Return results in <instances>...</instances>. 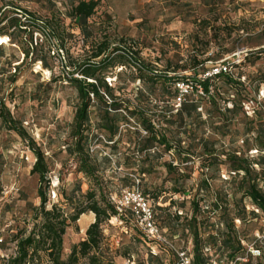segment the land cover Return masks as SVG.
<instances>
[{"label":"rangeland","instance_id":"obj_1","mask_svg":"<svg viewBox=\"0 0 264 264\" xmlns=\"http://www.w3.org/2000/svg\"><path fill=\"white\" fill-rule=\"evenodd\" d=\"M75 1L0 0V19L3 16L18 18L31 30L33 27L24 12L31 14L38 21L37 28L41 32L33 35V41L38 44L44 42L38 56L45 58L47 69L29 59L20 64L23 59L21 47L12 44L8 38L4 39L0 50V101L48 159L50 187L47 208L55 204L64 213L70 214L73 207L66 198L73 194L77 183L82 192L89 187L97 191L93 182L89 184L82 174L77 173L73 159L76 157L69 153L73 142L71 128L77 95L69 81L71 68L67 66L69 60L77 64L87 58L91 40H100L105 33L114 46L137 52L138 58L153 74L168 73L182 80L179 82L198 83L201 69L211 66L210 62L222 61L228 62L234 82L239 78L240 87H230L225 80L217 81L220 89L211 105L205 96L191 93L184 96L178 106V95L173 93L175 86L139 81L134 67L116 64L107 70L105 82L112 89L115 100L128 104L130 108L136 105L144 108L156 131L161 130L169 140L180 142L190 154V159L181 163L183 157L178 160L173 152H164L163 148L157 147L150 152V156H156L157 161H153L152 171L145 175H138L137 172L138 160L145 158V154L137 153L134 147L133 132L138 131L144 136L139 121L129 116L124 105L116 113L110 111V115L116 114L119 120L117 133L110 139V134L100 128L105 105L92 98L86 132L87 151L100 166L97 176L104 194L113 202L122 190L138 188L145 193L155 213V221L165 230L163 236L168 242V245L160 246L156 257H151L149 252L153 245L141 226L130 217L123 221L118 217L112 218L102 230L104 243L109 247L114 263L177 264L175 251L191 248V241L183 236L172 237L165 228L168 222L167 213L163 210L167 208L169 214L179 210L183 218H189L190 201L204 199L200 205L207 204L210 212L213 195L199 191L200 181L208 178L212 190H215L228 180L225 165L208 169V164L203 161L207 157L202 153L200 140H208L218 154L238 151L253 159L259 154L255 134H247L246 128L247 118L254 116L253 111L259 106L264 108V83H260L264 80V55L257 59L251 56V53L264 48V34L261 33L264 29V0H212L210 3L207 0H100L97 14L90 19L94 24L92 38L87 41L77 30L69 27L70 20L65 17L71 2ZM106 16H109L108 20ZM202 19L211 22L206 32L194 24ZM7 26L6 21L0 24L9 33L14 32ZM212 26L221 28L217 41L210 39L213 29L209 28ZM228 30H233L230 36H227ZM196 34L200 41L192 37ZM206 41L209 45L202 48L205 54L198 55V60L210 61L199 71L191 72L188 62L191 45L194 42L199 46ZM16 66V79L11 82L10 76ZM143 75L148 78L152 73ZM74 77L80 78L77 73ZM229 100H235L241 106L231 123H227L224 111V107L230 105ZM246 142L248 145H245ZM247 147L252 150L247 151ZM261 154L264 155V151ZM103 158L107 161L102 162ZM34 162L27 143L7 130L0 119L1 227L3 240L8 241V244H0V251L11 244L10 238L19 228L31 227L32 208L39 205L36 194L38 176L30 173ZM164 162L179 167L183 177L177 181V174H168ZM174 188L184 190V193L174 194ZM224 188L230 192L229 186ZM170 199L178 204L170 206ZM182 202L185 203L181 208ZM246 207L247 210H254L247 203ZM257 214L256 219L247 217L243 224L234 222L240 232L239 237L245 238L242 242L245 255L236 262H228L224 258L218 261V253L210 248L204 253L212 264L258 262L261 256L258 249L264 236V216ZM90 220L91 215L84 214L66 228L63 259L67 258L72 245L85 238L84 232ZM209 224L218 225V217L212 212L209 213ZM40 264H46V258L43 257ZM78 264H86V261L80 260ZM259 264H264V258Z\"/></svg>","mask_w":264,"mask_h":264},{"label":"trees","instance_id":"obj_2","mask_svg":"<svg viewBox=\"0 0 264 264\" xmlns=\"http://www.w3.org/2000/svg\"><path fill=\"white\" fill-rule=\"evenodd\" d=\"M209 1L212 0H207V3ZM100 3V0H77L71 2L65 14V17L70 20L69 27L72 30H77L84 41L92 38L91 28L94 24L90 22V19L97 14ZM212 3L215 4L214 2ZM24 13L33 28L30 30L28 25L22 23L18 18L3 16L0 19V24L6 21L7 27L13 28L14 32L9 33L5 27H0V38H8L12 44L21 47L23 59L20 64L29 59L32 62H39L43 68L47 69L48 64L45 58L41 55L38 56V50H42L44 42L41 41L38 44L36 41H33V35L41 33L37 28L38 21L31 14ZM106 17V20H108L109 16ZM210 23L207 19L194 22L204 32L207 31V26H210ZM222 27L224 29L225 25ZM209 29H213L210 39L217 41L221 28L219 26H212ZM231 31L233 30H228L227 36L231 35ZM261 33L264 34V29ZM192 37L200 41L197 34ZM208 45L209 41H206L204 44L201 43L199 46L194 42L191 45L192 49L188 56L191 72L199 71L206 62L210 61L208 59L198 60V55L205 54L202 48ZM2 47L3 45H0V50ZM261 54L264 55V48L251 53V56H255L257 59ZM68 62L67 67L71 68L69 81L75 88L77 95L71 128L73 142L72 149L69 148V153L76 157L73 159L76 163L77 173L82 174L89 184L93 182L97 186L98 194L95 189H91L90 187L85 192H82L80 184L77 183L72 191L73 194L66 198L67 202L73 207L70 214L64 213L55 204L47 208V191L50 187L48 159L30 136H28L22 124L11 116L4 103L0 101V119L6 125L7 130L14 132L27 143L31 154L34 156L35 162L31 167L30 173L38 176L36 194L39 199V205L32 208L31 227L29 229L26 226L19 228L10 238L9 243L14 245L15 256L11 257L7 264H40L43 257L46 258V264H78L80 260L86 261V264H115L109 247L104 243L102 227L112 218L118 217L120 221L129 217L133 220L134 218L129 212L119 215L112 199L111 201L108 200L101 186L100 178L97 176L100 166L97 160L91 158L87 151L88 136L86 132L89 129L92 98L105 105L101 116L100 128L110 134V139L116 135L118 130L117 123L119 121L116 114L110 115V111L116 113L124 105L123 107L129 116L135 117L139 121L142 131L146 134L142 136L138 131L133 132L136 141L134 144L136 152L145 154V158L138 160V175H145L152 171L153 161H157V158L154 155L150 156V152L157 147L163 148L164 152H173L178 160L181 159L180 157H183L181 163H184V160L190 159L188 150H184L180 142L169 140L161 130L160 132L156 131L154 122L144 112V108L139 105L130 108L128 104L115 100L112 89L105 82L107 78L105 73L108 69L118 64L121 67H134L139 81L148 80L151 83H161L164 86H175L179 81H182L181 79L169 76L168 73L153 74V71L148 70L146 64L138 58L137 52H132L123 46H114L105 33L102 34L100 40H91L90 52L84 61L77 64L71 63L70 60ZM210 63L211 66L199 71L200 76L219 64L218 62ZM17 69L18 66L13 69V75L10 76L11 82H14L16 79L15 73ZM177 69H179L178 66ZM74 73H77L80 78H75ZM143 73H152V76L145 78ZM232 75L230 73H220L200 82L210 105L214 103L220 89L216 85L217 81L225 80L230 87H240L239 78L235 80L237 82H234ZM260 83H264V80H261ZM173 93L177 94L176 88H174ZM167 94L170 95L171 92L168 90ZM229 103V106L224 107L227 123L232 122V117L241 108L240 104L235 100H229ZM253 115L251 118H247L248 126L246 133L255 134L254 139L258 148L256 149L257 154L259 152L256 159L246 157L245 154H240L238 151L218 154L215 146L210 144L208 140H200L199 142L202 153L207 157L203 158V161L208 164V169L211 167L219 168L221 165H225L227 169L228 180L219 189L212 190L208 178L202 179L199 183V191L207 195L211 193L213 195L210 212L217 215L218 225L209 224L210 212L208 211V206L207 204L200 205L201 201L204 203V199H193L190 201L191 216L189 218H183L182 212L179 210H175L174 214H169L167 208L163 210L165 214L167 213L166 220L168 223L165 224V228L170 231L172 237L183 236L185 240L190 239L191 248L187 249L189 250L191 264H212L210 258L204 253V251H208L210 248L215 249L216 253H218V261L224 258L228 262H236L238 258L245 255L242 244L245 238L239 237L240 232L234 222L243 224L246 222L247 217L256 219L258 217L257 213H261L264 216V155L261 154L264 151V108L259 106L253 111ZM245 145H248V143L246 142ZM247 149V151L252 150L249 147ZM217 155L222 156V158H218ZM104 161H107V159L103 158L102 162ZM163 165L168 174L178 175L177 181L183 177V172L179 173L181 171L180 168L173 166L171 162H164ZM183 169L185 170L186 168ZM231 173H234V175H231ZM225 185L229 186L230 192H227L224 188ZM140 192L149 200L145 193ZM180 193H184V190L174 188V194ZM184 203H180L181 208ZM246 203L254 210H247ZM177 204L176 201L170 199V206ZM88 213L94 215V221L85 230V238L72 245L67 258L63 259V236L66 228L76 223L80 216ZM218 226H221V228H218ZM159 229L163 235L165 230L161 226H159ZM7 242L3 240L2 243ZM150 243L153 246L151 247L152 251L149 253L151 257H156L160 246L154 244L152 241ZM258 252L261 253V256H259L256 264H259L260 260L264 258V236L262 246L258 249Z\"/></svg>","mask_w":264,"mask_h":264},{"label":"built area","instance_id":"obj_3","mask_svg":"<svg viewBox=\"0 0 264 264\" xmlns=\"http://www.w3.org/2000/svg\"><path fill=\"white\" fill-rule=\"evenodd\" d=\"M220 73H230V67L228 62H221L218 65L210 68L200 76V81L197 83L184 81L175 84L177 90V101L178 106H180L181 99L191 93H195L198 96H205L203 87L200 82L216 76ZM211 91V90H210ZM251 115V114H250ZM145 135L146 133L142 131ZM234 175V173H231ZM224 179L225 176H223ZM55 197V195H54ZM116 206V210L119 215H124L129 212L134 218L135 222L139 224L142 230L145 232L146 236L150 241L158 246L168 245L165 237L162 235L159 225L155 221L154 213L151 207V203L147 200L138 188H133L131 190H122L116 199L113 200ZM1 210V201H0ZM3 229L0 222V244L3 242L2 236ZM178 263L177 264H191L189 250L175 251ZM15 256L14 245L10 244L6 249L0 251V260L2 264H7L11 257Z\"/></svg>","mask_w":264,"mask_h":264},{"label":"crops","instance_id":"obj_4","mask_svg":"<svg viewBox=\"0 0 264 264\" xmlns=\"http://www.w3.org/2000/svg\"><path fill=\"white\" fill-rule=\"evenodd\" d=\"M90 215H91V220L88 222V224L86 225V229H87V227L91 224V223H93V221H94V215L92 214V213H89ZM85 229V230H86Z\"/></svg>","mask_w":264,"mask_h":264},{"label":"bare ground","instance_id":"obj_5","mask_svg":"<svg viewBox=\"0 0 264 264\" xmlns=\"http://www.w3.org/2000/svg\"><path fill=\"white\" fill-rule=\"evenodd\" d=\"M4 43H5L4 38H0V45H4Z\"/></svg>","mask_w":264,"mask_h":264}]
</instances>
